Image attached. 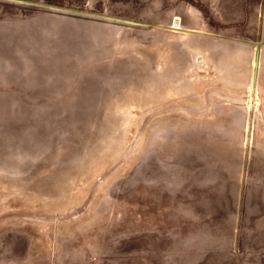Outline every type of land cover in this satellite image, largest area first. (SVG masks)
<instances>
[{"label":"rangeland","instance_id":"374dc122","mask_svg":"<svg viewBox=\"0 0 264 264\" xmlns=\"http://www.w3.org/2000/svg\"><path fill=\"white\" fill-rule=\"evenodd\" d=\"M0 264H264V0H0Z\"/></svg>","mask_w":264,"mask_h":264}]
</instances>
